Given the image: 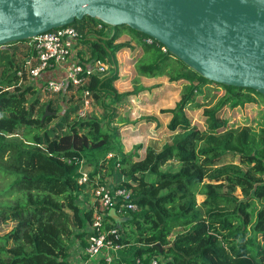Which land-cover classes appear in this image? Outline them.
<instances>
[{"label":"trees","instance_id":"trees-1","mask_svg":"<svg viewBox=\"0 0 264 264\" xmlns=\"http://www.w3.org/2000/svg\"><path fill=\"white\" fill-rule=\"evenodd\" d=\"M75 22L81 57L108 70L66 83L42 103L24 66L32 48L17 44L28 38L0 45V223L12 222L0 233V264H70L74 254L84 256L98 184L128 189L135 204L120 206L116 195L111 206L122 219L104 213L101 230L119 244L111 264L136 257L148 264L152 256L158 264H264V121L228 120L236 107L264 105V96L201 76L127 25ZM125 50L134 74L118 88L115 81L128 77L119 71ZM178 87L159 106L161 94ZM211 87L220 93L209 95ZM84 88L100 118L77 114ZM72 89L74 103L66 95ZM122 104L129 105L124 118Z\"/></svg>","mask_w":264,"mask_h":264},{"label":"water","instance_id":"water-1","mask_svg":"<svg viewBox=\"0 0 264 264\" xmlns=\"http://www.w3.org/2000/svg\"><path fill=\"white\" fill-rule=\"evenodd\" d=\"M82 17L127 25L201 76L264 96V0H0V45Z\"/></svg>","mask_w":264,"mask_h":264},{"label":"built area","instance_id":"built-area-1","mask_svg":"<svg viewBox=\"0 0 264 264\" xmlns=\"http://www.w3.org/2000/svg\"><path fill=\"white\" fill-rule=\"evenodd\" d=\"M96 27H100L97 23ZM78 35L77 30L71 24L53 27L44 31H40L28 38L27 43L31 46L32 52L24 59V66L28 78H36L43 70L49 66H55L61 70V76L47 77L42 83L43 89L50 92H60L66 83L73 85L85 82L86 75L90 72H102L104 70L103 63L95 60L90 68H82L72 59V48ZM147 41L150 38H146ZM162 49H165L161 45ZM84 72V74H82ZM91 94L86 88L81 90V99L76 110L79 116H83L89 110L91 105ZM85 179L84 171L80 180ZM94 198L97 200L92 213L90 223L91 233L87 237L86 244L80 250L84 256L79 257L76 254L71 256L70 264H94L97 260L103 259L104 264H111L114 258H117L116 249L119 244L114 243L107 235L106 231L101 230L102 219L104 213L111 206L113 198L119 196L120 206L134 208L135 204L130 200L128 189L123 187H115L111 190L102 184H98L92 188ZM113 236L117 235L115 228H110ZM118 264H145L141 259L134 258L131 261L120 260ZM148 264H158V260L152 256Z\"/></svg>","mask_w":264,"mask_h":264},{"label":"rangeland","instance_id":"rangeland-1","mask_svg":"<svg viewBox=\"0 0 264 264\" xmlns=\"http://www.w3.org/2000/svg\"><path fill=\"white\" fill-rule=\"evenodd\" d=\"M89 18V17H88ZM78 23H81V22H71L70 24L71 25H78ZM116 26H123L122 24L121 25H116ZM125 28V26H124ZM96 29L99 30V27H97ZM121 29V28H120ZM105 27L102 31L105 32ZM123 31V33L125 32V30H121V32ZM127 34V31L124 33L123 36H118V39L126 36ZM76 43L79 42L77 39H75ZM75 43V42H74ZM17 44H20V45H25L27 44V40H23V41H19ZM83 46V45H82ZM79 49L80 47H78L77 45H74L73 48H72V59L78 63L82 68H90L91 64L89 63V60L85 61L84 58L81 57L82 54H80L79 52ZM127 52H129L128 50H125V51H122L118 57L121 59V68L119 69L120 72H123V73H126L128 77H124L125 79H120V80H116V85L118 88H124L125 86H128L129 84L126 82V79H129L130 76H132L134 73H133V70H132V67L130 65V60L127 59ZM22 53V52H21ZM104 66V64H103ZM47 69V68H46ZM54 70V69H52ZM107 72L108 70V67L106 68V66H104V70ZM54 73V71H53ZM59 76H61V73H57V75H55L54 77L58 78ZM28 82H32L34 84H36V88L38 90V96H39V101L38 103H42L44 102L45 100H47L48 98H52L53 95L51 94L52 92L50 91H47L45 89H43V85L41 84H38L40 82L43 81V77L39 74L36 78L32 79L31 80H27ZM144 81H149L148 79H145ZM43 83V82H42ZM38 84V86H37ZM210 85V84H209ZM221 89L217 90V91H214V89L211 87L209 90H208V93L209 95L210 94H218L220 93ZM73 94V99H72V103H74L77 99H78V95H77V92H75L74 89H72L71 91L67 92L66 95L68 94ZM168 93V94H167ZM179 94V87L175 90H171V88H168L167 90H165L162 94H161V98L159 100V106H162L164 103H167V104H170L172 98H174L176 95ZM33 98V97H32ZM202 103L203 102H207L209 100V97L207 96L206 98L203 97V98H200L199 99ZM65 104V103H64ZM146 107L149 109V108H153V107H157V103L153 104V105H149L147 102H146ZM235 108V107H234ZM233 108V109H234ZM132 109V114L131 115H135V110L133 108ZM117 111L119 112V116L121 118H124L125 116H127V112L129 111V105L128 104H122V105H119L117 107ZM191 115L194 117L195 114L197 113V108L196 107H193V108H190V111ZM228 110H226L225 114H227ZM87 115H93V116H96L98 118L101 117L102 115V111H101V108L99 106H97L96 104L93 103V101L91 100V105L89 107V110L86 112ZM197 117V116H196ZM229 121L231 120L233 123H236V124H239V123H243V122H247V121H250L251 123H257V122H262L264 121V105L261 104V103H256L254 105H251V106H248V107H245V106H240V107H236L235 110L232 111V114H230V117L228 119ZM166 136V133H163L158 141H162ZM127 138V136L125 137ZM137 137H131V138H128L129 140H133ZM157 141V142H158ZM200 196L197 195V199H199ZM12 224L11 221H7V222H2L0 223V233L7 230L10 225ZM177 230V229H176Z\"/></svg>","mask_w":264,"mask_h":264},{"label":"crops","instance_id":"crops-1","mask_svg":"<svg viewBox=\"0 0 264 264\" xmlns=\"http://www.w3.org/2000/svg\"><path fill=\"white\" fill-rule=\"evenodd\" d=\"M80 44H81V42H80ZM80 44L79 43H76L74 45H77L78 47H81ZM52 69H54V70H52ZM53 71H54V73H53ZM58 72L60 73L61 70H59V68H56L55 66L48 67L47 69L43 70V72H41L42 73L41 76L43 77V81L42 82H44L45 78H47V77H50V76L53 77V76L57 75ZM42 82H40L38 84L41 85ZM38 84H37V86H38ZM118 178H119V174L114 173L113 175H111L110 177H108V179H107L108 184L110 186L113 185Z\"/></svg>","mask_w":264,"mask_h":264}]
</instances>
